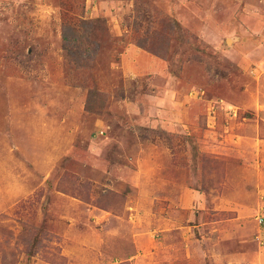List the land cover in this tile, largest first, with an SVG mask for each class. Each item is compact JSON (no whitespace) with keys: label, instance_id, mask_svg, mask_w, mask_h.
Here are the masks:
<instances>
[{"label":"rangeland","instance_id":"374dc122","mask_svg":"<svg viewBox=\"0 0 264 264\" xmlns=\"http://www.w3.org/2000/svg\"><path fill=\"white\" fill-rule=\"evenodd\" d=\"M263 125L264 0H0V264H246Z\"/></svg>","mask_w":264,"mask_h":264},{"label":"crops","instance_id":"0c3cea01","mask_svg":"<svg viewBox=\"0 0 264 264\" xmlns=\"http://www.w3.org/2000/svg\"><path fill=\"white\" fill-rule=\"evenodd\" d=\"M263 131H264V125H263ZM262 157L264 160V156H262ZM253 158H255V157H253ZM263 165H264V163H263ZM252 172L256 173V174L254 173L255 174V180H256V183H255L256 187H254V188H257V189L249 190L250 187H247L244 185H243V187H245V190L243 188H241V186H239L237 189L244 190V191H250L251 197H249V195L245 194V197L249 200H251V199L253 200V197H255V201L257 203V206L250 209V214L254 213L253 211L257 210V209L261 213L264 214V171L260 172V171H258V167H256V169L254 168V171L252 170ZM244 173H245V175L249 174L246 172H244ZM246 193H248V192H246ZM247 230L248 229H246L244 226H242L241 228H239L238 234L243 233L242 236H249ZM256 232H257L256 236L259 240V242H258L259 244H256L257 247L252 252H250L249 254L246 252L244 255L240 254V256H239V257H241V259L244 260V262L246 264H250V263L251 264H264V229H262V230L258 229V231H256ZM245 245H247V244L246 243L239 244V246L243 247V248ZM223 255H225L226 257L229 256L228 253H224ZM115 258H118V257H115ZM120 262H123V261L122 260L120 261V259H118L117 263H120Z\"/></svg>","mask_w":264,"mask_h":264},{"label":"built area","instance_id":"2783aa9c","mask_svg":"<svg viewBox=\"0 0 264 264\" xmlns=\"http://www.w3.org/2000/svg\"><path fill=\"white\" fill-rule=\"evenodd\" d=\"M257 221L260 223V224H264V215H260L257 217Z\"/></svg>","mask_w":264,"mask_h":264},{"label":"water","instance_id":"95a60500","mask_svg":"<svg viewBox=\"0 0 264 264\" xmlns=\"http://www.w3.org/2000/svg\"><path fill=\"white\" fill-rule=\"evenodd\" d=\"M228 41V40H227Z\"/></svg>","mask_w":264,"mask_h":264}]
</instances>
